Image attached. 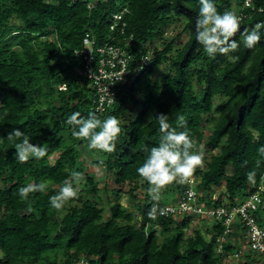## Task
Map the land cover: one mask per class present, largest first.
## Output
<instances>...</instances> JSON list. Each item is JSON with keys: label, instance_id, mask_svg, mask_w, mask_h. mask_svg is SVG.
<instances>
[{"label": "trees", "instance_id": "1", "mask_svg": "<svg viewBox=\"0 0 264 264\" xmlns=\"http://www.w3.org/2000/svg\"><path fill=\"white\" fill-rule=\"evenodd\" d=\"M244 1L215 0L221 14L231 11L240 16L241 31L264 21V0H251L253 9L245 8ZM199 7L198 0H0V264L82 260L89 264H225L227 257L239 254L245 232L238 220L223 243L224 257L215 253V240L224 230L218 221L210 222L211 239L206 240L198 229L186 236L192 217L177 222L160 219V235L166 236L160 242L151 229L146 204L137 206L138 214L116 204L104 220L94 174L87 173L84 183L80 180L78 197L62 210L49 204L71 172H82L81 157L87 153L101 156L92 165L111 174L117 194L125 185L132 199L138 185L148 194L149 185L136 169L158 144L161 133L153 118L160 113L168 114L171 128L189 132L192 151L203 144L204 127L211 123L203 146L216 152L194 176L199 178L197 189L203 199L219 192L212 207H234L260 184L264 36L255 48L241 45L230 53L237 57L234 61L225 55L210 60L196 42ZM122 11V20L111 31L112 17ZM180 22L182 32L177 38L183 37L184 42L174 49V39L167 41L164 34ZM87 33L97 45L112 42L124 47L132 37L134 47L128 50L134 67L151 53L148 65L135 73L129 85L119 88L115 105L104 113L95 112L89 81L82 74L85 64L76 56ZM234 39L240 40L239 32ZM156 41L162 42V48L153 47ZM161 64L168 69L162 81L151 80ZM129 102L136 109L129 108ZM73 112L81 118L91 113L101 121L115 117L121 128L115 150H89L87 140L75 138L72 132L78 129L67 123ZM130 113H135L132 118ZM15 128L33 144L46 147V155L25 163L16 160L19 141L7 140ZM250 172L255 173L254 182L247 178ZM41 182L47 185L45 192L19 196L20 188ZM184 186L167 185L161 190L163 201L180 194ZM136 215L141 217L137 222ZM256 219L264 228V209L257 211ZM239 259L237 264L263 260L250 251Z\"/></svg>", "mask_w": 264, "mask_h": 264}, {"label": "clouds", "instance_id": "2", "mask_svg": "<svg viewBox=\"0 0 264 264\" xmlns=\"http://www.w3.org/2000/svg\"><path fill=\"white\" fill-rule=\"evenodd\" d=\"M199 2V10L197 14L196 20V42L201 47L203 54L210 60H215L217 55H225L229 61H234L237 57L233 55H229L230 53L236 52L241 45H243L246 49L255 48L261 41L262 36H264V21L255 23L249 29H244L241 31L240 24L241 18L237 16L235 13L231 11H225L223 14L218 12L215 0H198ZM240 33V40L234 39L237 33ZM61 89V88H60ZM159 124V132L161 133L159 137V141L157 146L152 147L146 156V159L142 166L136 169V173L138 177L147 182L148 194L141 188V185H138L137 189L134 187V194L137 197H140L137 205L146 204L147 199L150 196L153 200L159 199V194L161 195V201L164 204H172L176 201V199L180 196L181 192L178 195L171 197H167L162 199L163 194L161 190H163L167 185L172 184L173 182L177 183H187L190 178H194L195 181V189L201 194V197L205 203L212 207L214 201L216 200V195L219 192L214 193L208 199H203V195L197 189V181L199 178L194 176L195 171L198 168H203L204 163V154L202 151H198V147L195 148L194 151V142L190 138L189 132L187 130L178 131L176 128H171L168 122L169 116L168 114L160 113L156 117H154ZM180 121L184 120L183 116L178 117ZM67 123L69 125L75 126L78 130H74L72 135L77 139H84L88 141L87 147L89 150H101L107 153H112L116 148V140L121 132V128L119 126V121L115 117H108L107 119L101 121L95 117L94 114H89L88 118H81V114L79 112H73L70 117H68ZM7 140L9 141H19L15 143V159L20 163L27 162L30 158L41 159L46 155L47 149L46 147L40 144H33L30 141V137L19 128L13 129L7 136ZM0 142H3V138H0ZM258 152L264 156V146H261L258 149ZM71 178L64 182L63 187L60 188L58 194L53 195L49 198V204L51 208L60 211L64 208V206L71 200L78 197V185L81 180V173L77 171H73L70 174ZM255 173H248V180L250 182H254ZM113 184V183H112ZM263 185L264 186V173L262 174V180L260 184L255 188L253 192H251L248 198H245L241 203L245 200H248L256 191L257 188ZM46 183L41 182L38 185H27L19 189V196L21 198H27L29 193L33 191H39L41 193L46 191ZM115 187V186H114ZM185 187V186H184ZM137 193V194H136ZM262 205L258 209L261 211L264 209V192L261 195ZM167 200H171V203L167 202ZM241 203L234 207H227L225 205H221L217 208H225L232 209L239 206ZM101 207L103 206L100 203ZM148 206V205H147ZM103 208V207H102ZM214 208V207H213ZM147 211L149 212V207H147ZM155 210L153 209L148 213V218L155 219ZM257 213V212H256ZM255 213V217H256ZM192 217V216H189ZM149 218V219H150ZM186 218V217H184ZM184 218L173 220V221H181ZM198 217H192V221L190 222V228L192 230H196L192 225V222ZM139 217L138 220H140ZM164 219V218H163ZM166 219V218H165ZM171 220V218H167ZM200 221H208L207 219L198 218ZM158 219L156 222L151 223V229L159 236L161 233V226L159 225ZM240 220L236 218L234 222ZM257 220V219H256ZM241 223V222H240ZM242 224V223H241ZM258 224V223H257ZM199 226V225H197ZM149 227V224L146 226ZM264 229V228H262ZM201 231L203 237L206 234H209L208 240L211 239L210 227L207 231ZM244 230V229H243ZM187 231V230H186ZM245 232V231H244ZM205 235V236H206ZM222 235V234H221ZM220 236V235H219ZM217 236V238L219 237ZM228 236V235H227ZM205 238V237H204ZM216 238V240H217ZM206 239V238H205ZM226 239V238H225ZM207 240V239H206ZM215 240V253L218 256L224 257L223 254L220 255L217 253V245ZM245 243L247 245V237L245 234ZM223 250V248H222ZM241 250V249H240ZM250 250L247 245V251L243 253H248ZM252 252V251H250ZM239 253V257H242V253ZM255 253V252H253ZM258 254V253H255ZM260 255V254H258ZM229 256V257H234ZM227 257V258H229ZM262 259L264 260L263 256Z\"/></svg>", "mask_w": 264, "mask_h": 264}, {"label": "built area", "instance_id": "3", "mask_svg": "<svg viewBox=\"0 0 264 264\" xmlns=\"http://www.w3.org/2000/svg\"><path fill=\"white\" fill-rule=\"evenodd\" d=\"M244 7L253 9L251 0H245ZM124 12L122 11L112 17L111 31L118 26ZM121 26L123 28L125 24L122 23ZM82 44L83 49L76 52V56H81L85 64L82 74L89 81L95 112L104 113L115 105L119 88L129 85L135 73L148 65L151 53L147 52L141 59L140 65L134 67V57L129 51L134 47L132 37H129L128 41L124 43V47L112 42L97 45L91 35L87 33L83 37ZM60 88L63 89L62 86ZM184 185L183 192L172 204L162 203L160 194L158 200L148 197L146 202L149 212L155 210V219L149 217L152 222L163 218L179 220L189 216L218 221L224 228L222 235L216 240L217 253L222 255L225 238L229 235L234 220L238 218L245 231L249 250L264 258V229L258 226L255 217V213L262 205L263 185H260L248 200L232 209L209 207L207 203L201 200V194L196 191L194 178H190L189 182ZM234 257L238 258L239 254H235ZM76 264H89V262L82 260Z\"/></svg>", "mask_w": 264, "mask_h": 264}, {"label": "rangeland", "instance_id": "4", "mask_svg": "<svg viewBox=\"0 0 264 264\" xmlns=\"http://www.w3.org/2000/svg\"><path fill=\"white\" fill-rule=\"evenodd\" d=\"M83 1H92L93 3L96 2V0H83ZM182 32V22L180 23H176L174 25L169 26L166 30H165V39L167 41H171L174 39V49L180 48V46L182 45L183 41V37L177 38L178 33ZM153 47H159L162 48V42L161 41H156L153 44ZM168 71L167 67L165 64H161L160 67L156 70V72L154 73V75H152L151 80L156 81V82H161L162 78H163V74H165ZM218 103L215 104V107H217ZM134 108L135 106L133 105V103L129 102V108ZM136 109V108H134ZM139 110H137L138 112ZM136 112V110H135ZM135 114V113H133ZM132 113L129 114V117L132 118L133 116ZM210 124H207L204 127L203 133H204V140H203V144H205L206 142V136L209 133L210 130ZM203 144L201 146H198V151H202L204 154V163L205 161L212 155L214 154V152H209L207 150L204 149ZM101 156L99 154H96L95 156L91 157L90 153L84 154L81 157V181L84 183L83 179L84 176L87 173H90L91 175L94 174L95 177V183L97 184V188H98V195L101 199V203L103 204V219L107 220L110 218V209L111 207H113L116 204H120L124 207H126L128 210H130L132 213H136L137 212V202L139 201L140 197H137L135 195V199L130 198V196L125 193L128 188L125 185L124 188L122 189V193L121 194H117L116 191L118 190L117 187H114V185L112 184V176L111 174H106L105 169L103 167H94L92 165V161L94 160H100ZM203 163V164H204ZM81 182V183H82ZM99 184V185H98ZM78 186V185H77ZM137 189L138 186H135ZM112 188H115V193H112L111 190ZM222 190H224V187L222 188ZM172 197V196H170ZM172 200V198H171ZM171 200H167V202L171 203ZM139 217L138 215H136V219L135 222L139 221L138 220ZM199 225V226H197ZM200 225L204 226V223H202V220L200 221L198 218H195V220L192 222V225L194 228L200 229ZM192 231V228L188 229L185 233L186 236L190 235V232ZM166 236H162L159 234V241L161 242L162 240L165 239ZM204 237L208 240V238L204 235ZM246 255V253H243L242 256ZM252 257V256H251ZM238 259L239 258H235V257H229L227 259L224 260L225 264H237L238 263ZM240 260V259H239ZM249 264H252L250 262V260L248 261ZM255 264H264V260H260L258 262H255Z\"/></svg>", "mask_w": 264, "mask_h": 264}, {"label": "crops", "instance_id": "5", "mask_svg": "<svg viewBox=\"0 0 264 264\" xmlns=\"http://www.w3.org/2000/svg\"><path fill=\"white\" fill-rule=\"evenodd\" d=\"M136 214H138V213H136ZM202 223H204V226H201L200 225V229L202 230V231H208V228L210 227L209 226V222L208 221H202ZM206 233H208V232H206ZM206 235V234H205ZM206 237L207 238H209V234H207L206 235ZM237 240H238V238H237ZM239 243V242H238ZM239 245H241L240 246V252L243 254V252H246L247 251V245H246V243H245V239H244V241L241 243V244H239Z\"/></svg>", "mask_w": 264, "mask_h": 264}]
</instances>
